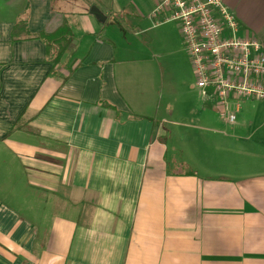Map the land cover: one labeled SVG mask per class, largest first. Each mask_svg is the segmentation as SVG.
<instances>
[{"label": "crops", "instance_id": "1", "mask_svg": "<svg viewBox=\"0 0 264 264\" xmlns=\"http://www.w3.org/2000/svg\"><path fill=\"white\" fill-rule=\"evenodd\" d=\"M162 1L0 0V264H264V100L181 101ZM224 3L264 45V0Z\"/></svg>", "mask_w": 264, "mask_h": 264}, {"label": "built area", "instance_id": "2", "mask_svg": "<svg viewBox=\"0 0 264 264\" xmlns=\"http://www.w3.org/2000/svg\"><path fill=\"white\" fill-rule=\"evenodd\" d=\"M165 10L180 27L202 99L221 119L233 124L244 102L264 100V45L240 34L224 0H163L153 16Z\"/></svg>", "mask_w": 264, "mask_h": 264}, {"label": "trees", "instance_id": "3", "mask_svg": "<svg viewBox=\"0 0 264 264\" xmlns=\"http://www.w3.org/2000/svg\"><path fill=\"white\" fill-rule=\"evenodd\" d=\"M39 38L42 39L48 50V60L58 66L63 59V56L72 45V33L67 25H64L52 33H41Z\"/></svg>", "mask_w": 264, "mask_h": 264}, {"label": "rangeland", "instance_id": "4", "mask_svg": "<svg viewBox=\"0 0 264 264\" xmlns=\"http://www.w3.org/2000/svg\"><path fill=\"white\" fill-rule=\"evenodd\" d=\"M171 24H172V26L177 27V24L175 22H172ZM194 75H195V73H194ZM195 79H196V77H195ZM185 80H187V78ZM190 81H191V78H189L187 80V84L188 85H189ZM182 89H183V87H182ZM192 95H193V101H195L196 103L201 102V94H200V91H199L197 85L194 87L193 93H191V95H189L188 93H186L185 95L181 96V101H191V96ZM178 118H180V117H178Z\"/></svg>", "mask_w": 264, "mask_h": 264}, {"label": "water", "instance_id": "5", "mask_svg": "<svg viewBox=\"0 0 264 264\" xmlns=\"http://www.w3.org/2000/svg\"><path fill=\"white\" fill-rule=\"evenodd\" d=\"M91 13L93 14V15H95L96 17H97V19H101L102 18V14L99 12V11H97L96 9L95 10H92L91 11Z\"/></svg>", "mask_w": 264, "mask_h": 264}]
</instances>
